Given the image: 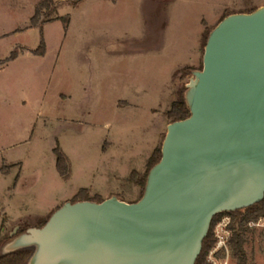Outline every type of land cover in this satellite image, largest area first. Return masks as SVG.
Here are the masks:
<instances>
[{"label":"rangeland","instance_id":"374dc122","mask_svg":"<svg viewBox=\"0 0 264 264\" xmlns=\"http://www.w3.org/2000/svg\"><path fill=\"white\" fill-rule=\"evenodd\" d=\"M37 2V7L47 2L40 10L41 27L46 24L17 39L33 50L14 65L21 100L18 135L14 126V136L5 128L0 137V246L16 228L19 234L42 227L67 201L108 195L138 201L142 188L132 173L142 177L161 148L172 122L168 111L184 95L191 71L203 66L208 32L225 15L264 5V0H20V21ZM14 5L3 6L15 10ZM42 35L43 56L35 52ZM12 47L11 53L20 54L18 45ZM64 93L72 100L60 105ZM56 148L66 157L67 178L58 172ZM230 219L220 215L215 240L217 225ZM245 248L249 264H264L262 226L250 228ZM212 257L215 264H236L230 249Z\"/></svg>","mask_w":264,"mask_h":264},{"label":"water","instance_id":"95a60500","mask_svg":"<svg viewBox=\"0 0 264 264\" xmlns=\"http://www.w3.org/2000/svg\"><path fill=\"white\" fill-rule=\"evenodd\" d=\"M167 125L142 197L65 202L0 246L25 264H195L215 215L264 200V5L224 17Z\"/></svg>","mask_w":264,"mask_h":264},{"label":"trees","instance_id":"16d2710c","mask_svg":"<svg viewBox=\"0 0 264 264\" xmlns=\"http://www.w3.org/2000/svg\"><path fill=\"white\" fill-rule=\"evenodd\" d=\"M46 5H47V2H42L36 8L35 14L31 19L30 28H36L38 26L42 28L41 20H40V17H41L40 10L41 8L46 7ZM225 16H223V18ZM208 35H209V32L207 34V37ZM45 50H46V44H45L44 37L42 35L38 49L35 52L43 56L45 54ZM17 56H18V51L14 50L8 58H6L5 60H0V64H5L9 61H12ZM167 115L171 119L172 122L185 119L186 117L190 115L189 108L187 107L185 100H184V95L182 96L180 100L172 104V107L168 111ZM55 152L57 155L58 172L60 173L62 177L67 178L69 170L67 166L66 157L59 151L58 148L55 149ZM160 158H161V148H158L153 152V154L149 158L148 163H147V169L142 177H140V174L132 173V180H134L138 185L141 186L142 193L144 192L146 178H147V175L150 169L156 163H158ZM80 200H91V201H96V202L102 201V199L93 200L89 198L80 199ZM77 201H79V199L72 201V202H77ZM221 214L223 213H220L214 216L211 226H210L209 233L203 242L202 252L195 264H210L207 261V255L215 245L216 240L213 235V228H214V225L219 220ZM225 214L230 216L231 218L228 224V228L232 232L231 237L229 239V249L231 250L233 257L236 260V264H249L248 255H247L246 248H245V245L247 243V234L248 232H250L248 223L251 221H257L258 219L264 217V200L251 207L238 210L235 212H225ZM24 231L25 230L23 229L20 231V233ZM31 253H32L31 249H26V250L17 251V252L2 256L0 257V264H25L28 258L30 257Z\"/></svg>","mask_w":264,"mask_h":264},{"label":"crops","instance_id":"0c3cea01","mask_svg":"<svg viewBox=\"0 0 264 264\" xmlns=\"http://www.w3.org/2000/svg\"><path fill=\"white\" fill-rule=\"evenodd\" d=\"M4 4H16L17 8H15V10L9 9L8 6L5 8L3 6ZM38 4V2L32 3L31 9L23 14L22 21H20L18 10L20 0H0V60H5L9 57V54H11L10 51L15 48L12 47V44L18 45L21 48L20 54H18V56L14 60L9 61L5 64H0V102L2 104V106L0 105V137H3L5 128L8 137L14 136V126L16 127L15 134L18 135L21 100L17 94L18 88L16 80L18 78L16 74L17 72H15L14 70V65L19 61L25 60L26 57H31L29 52L33 50L23 45L24 43H19L17 39H19L20 36L23 37V35L29 33V31L31 30V19L35 14ZM44 24L46 23H43L42 27L44 26ZM23 74V77L28 80L30 77L29 71L25 70ZM3 75H5V79ZM71 100V93H64L61 94L59 103L60 105H63L64 102ZM27 101L28 100H26V98L24 101H22L23 106H26ZM109 197H111V195H108L107 197H105V199ZM57 208H59V206Z\"/></svg>","mask_w":264,"mask_h":264},{"label":"built area","instance_id":"2783aa9c","mask_svg":"<svg viewBox=\"0 0 264 264\" xmlns=\"http://www.w3.org/2000/svg\"><path fill=\"white\" fill-rule=\"evenodd\" d=\"M248 226L250 228H254V227H258V226H262L264 228V217L258 219L257 221H251L248 223ZM225 227V228H224ZM228 224H222L219 223L217 225V231H216V244L214 246V248L210 251L209 256H208V260L212 262V264H215L214 260H213V254H215L217 251H219L220 249H225L227 252H229V239L231 237V231L229 230Z\"/></svg>","mask_w":264,"mask_h":264}]
</instances>
